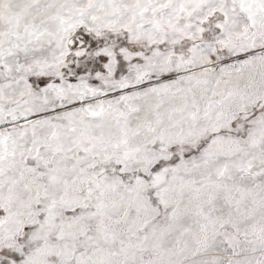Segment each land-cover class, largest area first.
Returning <instances> with one entry per match:
<instances>
[{
	"label": "snow or ice",
	"instance_id": "1",
	"mask_svg": "<svg viewBox=\"0 0 264 264\" xmlns=\"http://www.w3.org/2000/svg\"><path fill=\"white\" fill-rule=\"evenodd\" d=\"M0 264H264V0H0Z\"/></svg>",
	"mask_w": 264,
	"mask_h": 264
}]
</instances>
